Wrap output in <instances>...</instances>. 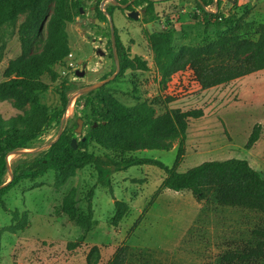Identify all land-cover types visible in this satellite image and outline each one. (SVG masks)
Returning <instances> with one entry per match:
<instances>
[{
  "label": "rangeland",
  "instance_id": "1",
  "mask_svg": "<svg viewBox=\"0 0 264 264\" xmlns=\"http://www.w3.org/2000/svg\"><path fill=\"white\" fill-rule=\"evenodd\" d=\"M102 1L83 0V13L67 24L69 51L73 57L69 53L54 66L60 74L57 82L44 77L51 88L42 95L41 101L51 109L63 112L60 94L68 90L69 114L64 129L68 125L74 127L75 122L78 128V119L83 120V131L74 132L79 146L93 120L91 103L86 100H95V93L80 97L75 92L111 77L117 69L111 55L108 16L106 29L95 23ZM128 1H133L128 10L114 5L115 32L132 56H142L148 62L149 70L119 73L107 88L125 105L144 102L153 105L157 115L167 109L201 112V117L189 119L179 171L206 161L238 158L248 160L264 177V69L210 88H203L187 69L164 84L161 65L148 39L154 32H173L175 50L204 46L223 38L256 41L257 25L264 23V0H220V5L219 0H207V11L218 14V18L206 16L199 0H152L156 3V17L146 12L148 3L144 0ZM111 5L106 2L102 10ZM53 8L54 2L47 9L45 35ZM129 11H138L139 19L130 18ZM24 20L25 14H22L16 24L0 26V44L6 46L0 62V82L5 79L9 63L22 55L18 28ZM77 71H85V76H78ZM169 96L175 101L166 104ZM71 99H74L73 108ZM29 108L30 104L17 109L12 99L2 100L0 116L4 122L15 123ZM64 114L31 143L29 150L57 137ZM256 126L260 127L259 139L248 148ZM178 147L176 141L168 151L143 150L130 155L160 160L173 167ZM88 151L97 155L105 153L96 144H91ZM35 155L10 156L11 170L6 181L11 179L20 160H30ZM163 179L160 168L143 165L114 173L113 193L98 185L97 173L91 166L79 170L60 188L54 187L53 171L22 181L3 197L9 211L0 202V232L11 224L12 212L16 209L27 212L30 227L16 234H0V264H87L94 246L101 251L99 264H108L122 246L130 247L127 264H220V257L229 248L252 239L253 230L264 220V214L255 211L198 202L191 192L162 189ZM94 186L92 230L81 247L69 249L68 244L76 242L83 231L76 220H70L60 211L63 200L75 188L77 207L84 214L87 195ZM115 200L130 206L119 226L112 223Z\"/></svg>",
  "mask_w": 264,
  "mask_h": 264
},
{
  "label": "trees",
  "instance_id": "2",
  "mask_svg": "<svg viewBox=\"0 0 264 264\" xmlns=\"http://www.w3.org/2000/svg\"><path fill=\"white\" fill-rule=\"evenodd\" d=\"M144 1L148 3L146 12L156 17V3L152 0ZM52 2L53 13L48 34L45 35L44 22L48 6ZM122 2L126 3L128 0ZM83 4V0H0V26L14 25L19 16L25 14V20L18 28L22 55L12 60L4 73L5 79L0 82V101L12 99L17 109L30 104V108L15 123L4 122L0 116V186H3L0 190V202L3 209L9 211L3 197L12 189L24 180L37 179L49 171L55 173L54 187L60 188L75 177L79 170L91 166L97 173L98 185L109 188L113 193L114 173L134 166L152 165L164 172L162 189L188 191L198 202H212L219 206L264 214V177L248 160L232 158L206 161L186 171L177 169L185 154L189 119L201 117V112L167 109L164 114L157 115L153 105L146 102L131 106L121 103L106 85L90 92L95 93V100H86L91 103L93 120L90 130L84 136L86 139L81 140L77 150L72 147L77 129L75 122L74 127H65L55 145L30 160H20L12 172V180L5 185L9 153L29 149L31 143L67 109L68 90H62L60 94L63 112L53 110L41 101L42 95L51 88L44 77L47 76L52 83L59 80L60 74L54 66L70 53L67 24L81 14ZM208 5L207 0H199V6L206 16L218 18V14L207 11ZM114 7L112 4L106 8L112 16ZM97 18L103 23L107 22L105 10L100 7L95 19ZM256 33V41L223 38L204 46H184L180 50L174 48L173 32H154L148 39L156 61L161 65L164 84L176 73L189 69L203 88H210L264 69V23L257 25ZM115 34L120 74L127 71H148V62L142 56H132L124 48L118 34ZM110 43L113 57L111 38ZM5 49V44H0V62ZM173 101L175 98L169 96L166 104ZM259 135L260 127L256 126L250 136L248 148L258 141ZM176 141L179 142V147L173 167L160 160L130 155L143 150L168 151ZM91 144H96L105 153L97 155L89 152ZM95 188L94 186L87 195L84 214L77 207L75 188L63 200L60 211L70 220H76L83 231L76 242L68 244L69 249L81 247L92 230ZM114 208L112 223L119 226L129 213L130 206L125 201L115 200ZM29 227L27 212L20 213L16 209L12 212L11 224L1 229L0 234H16ZM129 251V246L118 248L108 264H127ZM100 260L101 251L94 246L88 254L87 264H99ZM220 264H264V220L253 230L252 239L241 242L236 248H229L220 257Z\"/></svg>",
  "mask_w": 264,
  "mask_h": 264
},
{
  "label": "water",
  "instance_id": "3",
  "mask_svg": "<svg viewBox=\"0 0 264 264\" xmlns=\"http://www.w3.org/2000/svg\"><path fill=\"white\" fill-rule=\"evenodd\" d=\"M106 2H110L111 4H114L116 6H120L123 9L128 8V6L130 5V3L120 4L118 0H103L102 3H101V9H103L105 7ZM217 7H218V4H217ZM81 13H83V9H81ZM108 16H109V19H110V22H111L112 42H113V48H114V55H115V58H116L117 71L111 77H109L107 79L101 80V81H99L97 83L85 86V87L77 90L75 92V95H77V96H81V95L90 93L92 91L98 90L99 88L107 85L109 82H111L113 79H115L116 76L121 71L120 63H119L117 52H116L115 25L113 23L112 16H110L109 14H108ZM128 16L130 18H133V19L137 20V19H139V12L138 11H131V12L128 13ZM95 23L97 25L101 26L102 28H106L107 27V25L105 23H103L102 21H100L98 18L95 19ZM77 75L83 77V76H85V71H77ZM68 114H69V107L65 111L64 118H63V120L61 122L58 135L53 141H51V142H49L47 144H44L42 146H39V147H37V148H35L33 150H29V149L28 150H18V151H13V152L9 153V155L7 156L8 172H10V170H11L10 161H9V157L10 156L26 157V156H28L30 154H39L40 152H42L44 150H47L50 147H52L53 145H55L60 140V138H61V136L63 134L64 123H65L66 119L68 118ZM82 131H83V120L81 118H79L78 119V128L76 129V133H81ZM85 139H86L85 137L82 138V140H85ZM72 147L75 150H77L79 148V142H78L77 138H73L72 139ZM12 178H13V176H11V179L5 185H7L12 180ZM2 187L3 186H0V190L2 189Z\"/></svg>",
  "mask_w": 264,
  "mask_h": 264
},
{
  "label": "flooded vegetation",
  "instance_id": "4",
  "mask_svg": "<svg viewBox=\"0 0 264 264\" xmlns=\"http://www.w3.org/2000/svg\"><path fill=\"white\" fill-rule=\"evenodd\" d=\"M119 1V3L120 4H126V3H130V5L128 6V8H131V6H132V2L133 1H128V2H126V3H124V2H122V0H118ZM114 5V4H113ZM116 6V5H115ZM119 8H121L120 6H118ZM128 8H126L125 10H128ZM121 9H123V8H121ZM129 12H131V11H129ZM108 12L106 11V9H105V15L106 16H108V14H107ZM110 15V14H109ZM110 16H112V15H110ZM112 18H113V16H112ZM108 20H109V25H110V32H111V40H112V30H111V22H110V19H109V16H108ZM106 24V23H105ZM107 28V27H106ZM106 28H104V29H106ZM115 30H116V28H115ZM116 33V32H115ZM115 37H116V34H115ZM108 43V42H107ZM112 45H113V42H112ZM114 49V48H113ZM113 52H114V50H113ZM117 52V51H116ZM117 56H118V54H117ZM113 57H114V60H115V62H116V58H115V55H113ZM118 60H119V57H118ZM116 71H117V69H116Z\"/></svg>",
  "mask_w": 264,
  "mask_h": 264
},
{
  "label": "bare ground",
  "instance_id": "5",
  "mask_svg": "<svg viewBox=\"0 0 264 264\" xmlns=\"http://www.w3.org/2000/svg\"><path fill=\"white\" fill-rule=\"evenodd\" d=\"M71 107H74V99H71Z\"/></svg>",
  "mask_w": 264,
  "mask_h": 264
},
{
  "label": "built area",
  "instance_id": "6",
  "mask_svg": "<svg viewBox=\"0 0 264 264\" xmlns=\"http://www.w3.org/2000/svg\"><path fill=\"white\" fill-rule=\"evenodd\" d=\"M69 57H73V54H72V53H70V54H69Z\"/></svg>",
  "mask_w": 264,
  "mask_h": 264
}]
</instances>
